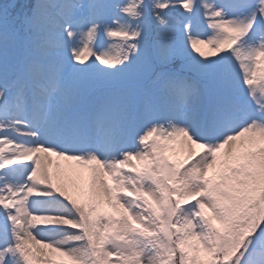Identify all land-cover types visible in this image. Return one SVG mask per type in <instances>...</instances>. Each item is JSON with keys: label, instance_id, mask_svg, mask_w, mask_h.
<instances>
[{"label": "snow or ice", "instance_id": "1", "mask_svg": "<svg viewBox=\"0 0 264 264\" xmlns=\"http://www.w3.org/2000/svg\"><path fill=\"white\" fill-rule=\"evenodd\" d=\"M0 264H264V0H0Z\"/></svg>", "mask_w": 264, "mask_h": 264}, {"label": "rangeland", "instance_id": "2", "mask_svg": "<svg viewBox=\"0 0 264 264\" xmlns=\"http://www.w3.org/2000/svg\"><path fill=\"white\" fill-rule=\"evenodd\" d=\"M197 32L199 33L200 38H204V39L208 38V36L210 34V30L207 29L206 25H200L199 28L197 29ZM201 50L208 52L209 47L201 46ZM180 158H183V154L180 155ZM69 163H71L77 170H80V166L76 165V163L74 161L73 162H66L63 160L58 161V160H56V158H53V157L47 161V167L49 168V170L56 173L58 176H60L62 178L61 180H58L57 182L61 183L62 186L67 185V191L69 192L70 195H73V197L76 198L78 200V202H87L86 199L84 197L80 196L79 193L73 187V185L78 182L77 177H75V176L67 177L64 175L65 171H66V167ZM133 163H135V162H133ZM57 165H59V167H57ZM104 210L107 211L108 209H104ZM54 238L55 239H61L62 237L56 236ZM37 239H39V237H37ZM45 242H47V241H45ZM49 256L52 259H57L56 255L54 253H49Z\"/></svg>", "mask_w": 264, "mask_h": 264}]
</instances>
